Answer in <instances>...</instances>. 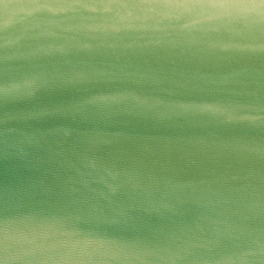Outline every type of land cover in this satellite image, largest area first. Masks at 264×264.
Listing matches in <instances>:
<instances>
[{"label":"water","instance_id":"95a60500","mask_svg":"<svg viewBox=\"0 0 264 264\" xmlns=\"http://www.w3.org/2000/svg\"><path fill=\"white\" fill-rule=\"evenodd\" d=\"M0 264H264V0H0Z\"/></svg>","mask_w":264,"mask_h":264}]
</instances>
